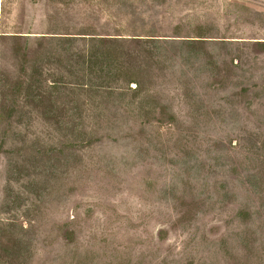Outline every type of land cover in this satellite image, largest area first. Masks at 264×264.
I'll return each mask as SVG.
<instances>
[{"label": "rangeland", "instance_id": "374dc122", "mask_svg": "<svg viewBox=\"0 0 264 264\" xmlns=\"http://www.w3.org/2000/svg\"><path fill=\"white\" fill-rule=\"evenodd\" d=\"M0 264H264V0H0Z\"/></svg>", "mask_w": 264, "mask_h": 264}]
</instances>
